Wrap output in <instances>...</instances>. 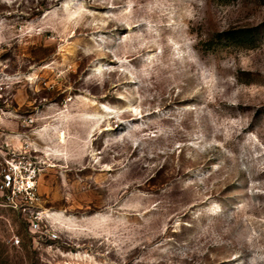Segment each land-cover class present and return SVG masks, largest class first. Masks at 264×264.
I'll return each mask as SVG.
<instances>
[{"label": "rangeland", "instance_id": "obj_1", "mask_svg": "<svg viewBox=\"0 0 264 264\" xmlns=\"http://www.w3.org/2000/svg\"><path fill=\"white\" fill-rule=\"evenodd\" d=\"M3 141L0 264H264V0H0Z\"/></svg>", "mask_w": 264, "mask_h": 264}, {"label": "built area", "instance_id": "obj_2", "mask_svg": "<svg viewBox=\"0 0 264 264\" xmlns=\"http://www.w3.org/2000/svg\"><path fill=\"white\" fill-rule=\"evenodd\" d=\"M41 168L37 156L26 148H14L7 141L0 143V204L20 211L32 232L41 228L37 190ZM19 243L20 238L14 237L13 244Z\"/></svg>", "mask_w": 264, "mask_h": 264}]
</instances>
